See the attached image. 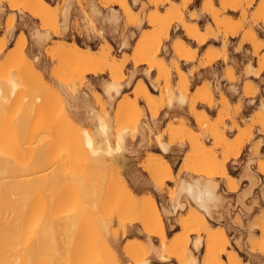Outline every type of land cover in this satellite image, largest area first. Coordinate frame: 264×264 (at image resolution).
<instances>
[{
    "label": "rangeland",
    "instance_id": "374dc122",
    "mask_svg": "<svg viewBox=\"0 0 264 264\" xmlns=\"http://www.w3.org/2000/svg\"><path fill=\"white\" fill-rule=\"evenodd\" d=\"M66 1L46 0L47 9L40 12L36 9L27 8L32 4L33 0H0V45H3L0 50V85H4L5 81L3 79L9 80L13 76L14 80L17 81V90L21 91L19 93H17L18 91L16 92L21 96L20 101H23L22 97L26 98L24 99L26 101L30 97L44 96L50 102L49 110L38 111V109H35L32 111V115L27 119L25 124L28 131L23 134V141L34 142V140L45 139L50 144V149L52 148L54 151L61 152L68 140H70L68 139L70 136L71 139L75 136L79 138L76 140L84 143V131L89 130L91 132V129L93 130L95 125V120H90V117L89 119L87 118L88 109L85 106L81 107L83 105L80 102L76 106L70 107V109L68 107L71 100L70 98L68 99L69 96L64 88L65 85H70L73 80L78 78L77 75L71 73V70L75 66L79 67V73L88 68V70L84 71V84L80 86L76 84L78 87L75 85V94L77 93L79 98H83L85 95L84 97L91 102L90 105H92L91 108H94V113L98 112L96 114L103 116L107 122L109 121L108 123L111 125L113 123L112 127L116 126L118 129H122L128 125L124 111L129 104L135 102V98L133 97H135L136 92L141 91L142 85L147 86L152 96L154 94L153 99L155 98L154 101L157 100L155 101L157 104L164 105L167 95L178 93L180 81L185 79L188 83L186 98L187 100L196 101L194 115L188 114L187 105L184 107L185 111L177 114L175 117H171V119L164 118V111L162 109L159 110L157 114V119L159 120L155 126L150 125L149 140L145 144V147L143 146L135 150L131 149V147H126L125 151H119L117 155H119L121 161L125 159L124 162L126 164L122 165L121 162V165L119 163L115 165L112 162L111 164L115 166H108V169L103 170L104 173L101 172L100 182L105 187L108 183L113 187L128 186L139 199L152 198L159 208L161 207V210L167 209L171 212L172 197H175L174 192L177 187L176 183L178 184L181 178L190 179L191 173L189 172V168L192 165L191 163L197 164L196 162H199V158L203 160V158L207 159V157L210 158L212 156L216 157V160L219 162L225 158L224 146L222 147L217 144L209 132L216 125L220 131L223 130L225 132L224 135L228 141V145L231 144L233 146L235 144L234 146H236L241 139L244 142L239 157L234 158L233 155H229L226 166L229 178L218 180L220 185L218 186L219 193L223 194V206L218 211L220 214L223 213L222 217L218 216V214L215 215L216 217H220L219 219L214 217L215 219L209 221V224L210 222L212 223L210 224L212 226H210V230L217 231L219 229L218 231L222 230L225 233L227 240L229 239L228 249L229 251H237L241 259L240 264H264L263 253L260 256L259 251L253 255L248 252L249 239L253 240L254 236L259 241V237L264 235L258 229L259 221H262L263 218L261 217L264 212V195L262 194L264 193V175L257 172L258 167L264 165V134L259 126L251 124L256 118L254 116L263 112L259 108V105L261 103L264 105V0H213L216 12V24L211 15L201 12L202 0H193L183 10V25L187 27L193 26L195 21L191 20V18L199 15L196 23L204 34L207 33L208 27L214 32L219 33V39H216L215 42L209 41L204 45H198L197 42L187 39L184 32L179 30L177 26L179 25V21L172 16L171 10L174 4L178 6L180 0H127L129 18L132 19V23L123 10H119V6L113 3V0ZM68 2L70 3L68 22L66 30H63L61 16ZM9 6L14 9L9 11ZM179 6L181 7V4ZM92 7L93 9L95 7L98 14L92 10ZM111 9L118 10V17H121L116 22H109V25L107 20L104 21L105 18L103 16H106L109 12L108 10ZM88 20L89 22H87ZM163 20L164 22L167 21L168 25L170 24V35L167 39L162 40L160 52L155 61L157 63L162 62L161 64L164 66L159 65L163 66L162 69L165 72L167 70L164 67L168 69L169 81H166V76H163L165 73H162V69L154 68L147 77L145 76L146 73H144L147 64L138 65L141 62H145L143 57L151 40L150 38L155 35L162 24L167 25L162 23ZM34 30L49 31L48 33L50 34L49 39L44 41V44L42 43L40 51L30 35ZM53 30H56L57 33L54 34ZM251 33L255 34V44H252L249 40ZM175 34L178 36V39ZM123 39H128V45L122 48L121 43ZM179 40H182L185 44V51L181 56L173 50ZM73 43L79 49H83L82 51L80 50L81 53L85 54L89 52L99 62L96 61V63L93 62L95 64L84 67L81 66L82 63L80 65L73 63L70 59L71 52L69 53V51L73 50ZM59 47L66 49L65 55L63 54L64 56L62 55L63 57L61 58L58 56L51 57ZM106 47L110 48L111 55L114 58L116 57L115 59L112 57L114 65H116L115 67L121 68L123 66L122 70L124 74L127 73L126 76L133 65H137V69L141 72L136 73L132 77V80L129 82L130 84H127V80H124L122 90L112 100L107 98L103 92L104 82L107 83L111 80L110 69L107 64L103 65V62L99 60L100 58L98 59L100 51L106 49ZM21 57H24L28 63L30 62L37 72L35 71L34 74L24 73L23 67L19 71L17 68H19V64L21 65L19 62L21 61ZM34 58L37 60L34 61ZM209 58L212 59L211 64L202 67V64L207 59L210 60ZM175 64L178 65L180 74L176 72ZM33 75L35 76L33 77ZM38 75L44 78L42 80L47 84L48 89L42 87L44 84L39 82V78L36 77ZM7 80L5 86L7 84L6 88L9 89L10 86ZM230 86H236L237 91L230 90ZM206 87H209L211 90L215 102V107L210 110L200 104V94ZM17 94L11 95L12 101L8 109L11 111L12 118L24 114V110L19 108ZM222 100H226L227 105L222 104ZM160 101L162 102L161 104L159 103ZM136 103L141 120L143 119L142 121L148 122L151 114L146 110L142 98H138ZM35 115L38 116L34 117ZM205 117L206 120L204 119ZM199 120L204 121L200 126L198 125ZM231 125L234 127L230 129L228 126ZM68 126L74 127L79 131L80 135L78 132L74 135L70 134V130L67 129ZM248 126H250V130ZM29 130L32 131L30 134H28ZM66 130L69 131L67 132L68 135ZM248 133L250 136L247 135ZM155 138L161 139L173 149L164 159V162L171 166L172 181H166L161 190L155 189L151 181V175L147 169V165L151 159L162 157V152L157 147ZM192 138L198 144L200 143V145L204 141L202 146L195 144L194 146ZM229 148L231 147L229 146ZM131 151L132 153H130ZM249 159L252 160L251 172H253L256 184L253 188L248 187L250 185L248 181H243L244 179L241 177L245 163ZM50 160L51 162H48L52 163V167L46 165V162L39 164L41 162L39 161L37 162V166L35 163L33 170H30V172H33L32 177L35 179L36 186L50 181L51 176L55 173L63 174L62 179L68 177L69 184L73 183L70 179L73 175L77 180L83 181V165L81 161L75 163L73 168H69L68 165L71 160L62 159L59 162L55 161L56 163L54 159ZM25 163L27 164L28 162ZM23 164L24 169L25 165ZM23 169L21 168V170ZM71 170L75 172L72 174ZM59 181H57V184L53 188L60 184L58 183ZM228 181L235 186L233 192L228 188ZM246 190L249 191V194L244 196L246 198H243V192L244 194L247 193ZM238 196L242 197L243 206L238 202ZM66 197L64 200L66 202L56 201L58 203L54 209V213L59 219L67 216L70 217L72 213L74 214L72 207L74 201L77 199V195L68 194ZM182 198L184 199L185 196L181 197V200L184 201L185 199L183 200ZM101 202L102 208H100L99 212L101 215L98 214L104 218H108L111 223L108 234L102 233L101 237L95 238L100 253H102V258L104 257V264H111L108 259L112 252L114 253L112 255L116 256H114V261H117L116 263L113 262L114 264H136L144 260L150 264H180L173 257L159 259L150 251L149 243L142 232L140 216L137 213L125 212V214L119 216L116 213L112 198L104 196ZM70 205H72V209H68ZM187 211L189 209L185 211L179 210V212H175L174 214H162L168 243L177 236L184 237V235H188V239L196 236L195 234H193L195 236L191 235L190 231V234L187 233V230V232H184L179 225V219L185 218L188 215L185 213ZM165 217L169 218L166 219ZM82 223L77 222V226L71 228L66 233L64 229L59 227L53 234L55 235L54 238H49L50 242L47 240L44 244V247L48 250L45 254L51 257L53 261L55 259L59 260L61 264H75L77 261L75 257L74 259L73 256L71 258L75 260L74 263L70 262L71 259L69 258L71 252L74 255L73 249L75 248L74 244H76L75 242L71 243V241L83 234L78 229L82 226L80 225ZM130 225L135 226V230L131 233L128 232ZM172 225L174 226L172 227ZM252 226V231H250L249 228ZM81 230H83V227ZM213 233L216 232L213 231ZM77 234L79 235L76 236ZM201 236L204 237L205 234H201ZM238 239L241 240V243H239ZM75 241L77 242V239ZM236 242L238 243L237 245ZM155 244L157 245V242ZM130 251L136 254V259H132L129 256L128 253ZM204 253L202 249L197 255L194 254L195 259H197L196 263L202 262ZM254 255H258V259L254 258ZM110 258L113 257L111 256ZM188 261L189 259H186L187 264L190 263Z\"/></svg>",
    "mask_w": 264,
    "mask_h": 264
},
{
    "label": "bare ground",
    "instance_id": "6f19581e",
    "mask_svg": "<svg viewBox=\"0 0 264 264\" xmlns=\"http://www.w3.org/2000/svg\"><path fill=\"white\" fill-rule=\"evenodd\" d=\"M71 1L72 0H70V2ZM161 1H166V0H161ZM180 1L179 4H181V7L178 4L180 8L176 5L178 7L177 8L174 4L172 6L171 11H172V16H174L175 19L179 21L178 22L179 25H177L179 30H182L184 32V35L186 36L187 39L197 42L198 45H204L209 41L215 42L216 39H219V33L214 32L210 27H208L206 34H204L200 30L199 26L196 23V21L199 18V15H195L193 18H191V20L195 21L193 26L187 27L183 25L182 23L183 10L186 9L187 6L190 3H192L193 0H180ZM113 3L118 5L119 10L121 11L123 10V12L128 18L130 17L127 0H113ZM46 7H47L46 0H33L32 4H30L27 8L36 9L40 12H43L44 10L47 9ZM69 7H70V3L68 2L62 12L61 26L63 30H66L67 27ZM200 8L202 13H207L211 15L213 21L216 24L217 22L216 12L214 10L213 0H202ZM12 9L14 8L10 6L8 7L9 11H12ZM116 9L108 10L109 11L108 14L107 15L105 14L106 16H103L105 18V19L103 18L104 21L107 20L108 24L109 22H116L121 17V16L118 17L119 16L117 14L118 10ZM92 10L95 13L98 12L95 9V7L94 9L92 7ZM129 21L131 22L132 19L129 18ZM87 22H89V20ZM166 22L167 21L164 22L163 20L162 23L167 24ZM159 24L161 25V23ZM169 28H170V24L169 25L162 24V26L155 33V35L150 38L151 40L149 41V45L146 48L143 57L145 62H141L138 64V65L147 64L146 70L145 71L143 70L144 73H146L145 76L147 77L148 75H150L151 71L154 70V68L162 69L164 66L163 64H161L162 62L157 63L155 59L159 55L162 40L167 39L170 35ZM42 31L34 30L33 32L31 31L32 33L30 34L32 39L34 40V43L36 44V47H38L39 51L40 48L42 47V43L44 41H47L50 37V34L48 33L49 31L48 32L45 31L42 32ZM53 32L54 34L57 33L56 30H53ZM176 38L178 39L177 35ZM127 40L126 39L122 40L121 43L122 48L128 45ZM249 40L251 41L252 44H255L256 43L255 34L251 33ZM2 46L3 45H0V50ZM72 47L73 50L69 51V53L71 52L70 59L76 65H80L82 63L81 66L84 67L95 64L96 61L99 62L98 60L95 59V56H93V54H90L89 52H86L85 54L81 53L80 52L81 49H79L78 46H76V44L73 43ZM173 50L179 56L183 55L184 54L183 52L185 51L184 42L182 40H179L174 46ZM66 52L67 51L64 47H59L54 51L51 57L58 56L61 58L65 55ZM112 57L113 56L110 53V48L108 47H106V49L101 50L98 55V59L100 58L99 60L103 62V65L107 64V66L110 69L109 73L111 76L110 77L111 80L107 83L104 82V84L102 82V84H103L104 94L106 95L107 98L111 100L115 98V96H117L122 90L124 80H127L126 83L130 84L129 82L132 80V77L136 73L140 72L137 69V65H133L132 69L130 68L131 70L129 74L126 76L127 73L124 74L122 70L123 66L121 68H116L115 67L116 65H114L115 64L114 59L116 57L115 58L113 57L114 59ZM36 58H34V61L37 60ZM211 61L212 59L210 60L207 59V61L202 64V67L210 65ZM19 62L21 63V65L20 64L18 65L19 67L17 68L18 70L22 69L21 67H23L24 73L34 74L35 71L37 72V70H34L35 67L33 68L30 62L28 63L24 57H21V61ZM102 62H100V64H102ZM77 67L78 66H75L71 70V73L77 75L78 78L73 80L72 83H70V85L68 84L67 86L65 85L64 88L66 89L65 92H67L69 96L68 99L70 98L71 100V102H69V106L68 105L67 106L70 109V107H74L77 105V103L80 102V104H82L83 106L81 105L79 106L81 107L85 106V108L87 107L88 109L87 118L89 119L90 117V120H95L94 121L95 125L93 127V130L91 129V132H89V130L84 131V139H83L84 143H82L79 140H76L79 138H76L75 136H73L72 139L70 138L71 136L68 137V139H70L71 141L68 140V142L69 141L70 142L69 143L67 142L66 146L62 149V152L54 151L52 150V148L50 149V144L45 139L34 140V142L23 141L24 138L23 134L28 131L25 124L27 119L32 115L33 113L32 111L35 109H38V111L49 110L50 102L44 96L30 97L29 100L26 101H24V99L26 98L22 97L23 101H20L21 96L20 94L17 93L21 91L17 90V81L14 80L13 76H12L13 78L10 77L11 79L9 80L6 79L10 86L9 89L6 88L7 84L5 86L6 80L4 79H3V81H5L4 85H0V107H1L0 108V264H61L59 260H56L54 258L55 261H53L51 257H48V255L45 254L46 251L48 250H46L47 248L44 247V244L46 243L47 240L49 241V238L50 239H52V237L54 238L55 235L53 234L54 232L57 231L59 227L61 229H64L66 233L69 232L71 228L76 227L77 222L80 223L83 222L82 224H80L82 226L78 228L83 234L76 235V236L79 235L78 236L79 240L78 238H74L75 240L77 239V242L75 240L71 241V243L75 242L76 244H74L75 245L74 249L70 248L74 250V251L72 250L74 252V255H72L71 252V256L69 258L71 259L73 256L74 259L75 257V259L77 260L75 264H104L105 263V260L103 259L104 257L102 258V253H100V250L98 248L99 246H97L95 239L96 237L97 238L101 237L102 233L108 234L111 228L110 220L108 218H104L103 216H100L101 214L99 213L100 208H102L101 200L104 196L106 198L109 197L112 198L117 215L122 216L123 214H125V212H130V213H137L140 216L142 232L145 234L146 239L149 243V248L151 249L150 251H152V253L155 256H157L159 259H164L165 257H173L180 264H187L186 259L187 260L189 259L190 261L189 264H198L196 263L197 259H195L194 254L197 255L203 249V252L205 253L203 259L201 260L202 262L199 264H240L241 259L238 256L237 251L236 252L231 250L229 251L228 249L229 239L227 240L225 233L222 230L218 231L219 229L217 231L210 230L211 229L210 224L212 223L210 222L209 224V221L215 218L219 219L220 217H216L215 216L216 214L222 217L223 212L220 214L218 209L222 208L223 206V197H222L223 194L221 195L220 194L221 192L219 193L218 186L220 185L218 180L229 178V173L226 168L229 155H233L234 158L240 156L241 150L243 148V142H244L243 139H241L242 141L240 140L241 142L239 141L240 143L238 142L236 146H234L235 144L233 145V143H232L233 146H231V144L228 145V141L226 140V137L224 135L225 132H223V130L220 131L216 125H215L216 127L214 126L210 129L209 132L211 137L215 140L217 144L221 145L222 147L224 146L223 149L225 152L224 154L226 155V153H228V155L226 156L224 155L225 158L221 162L217 161L216 157L212 156L210 158L207 157V159L203 158V160L199 158V162L197 161L198 160L197 159L196 160L197 162L196 161L195 162L198 165L195 163H191L192 165H190L191 166L189 168L190 170L188 169L189 172L191 173L190 174L191 176L189 177L190 179L186 180L181 178L182 180L180 179L178 184L176 183L177 185L176 190L175 192L173 191L175 193V197H172L173 201L171 200L173 202L171 205V212L170 210L167 209L161 210L160 209L161 207L159 208L158 204L154 202L152 198L139 199V197H136L135 196L136 194H134V192L128 186L123 185V186L113 187L111 186V184L108 183V185L106 184L107 185L106 187L103 184L104 186L103 187L102 183L100 182V176L102 175L101 172H103V170H105L106 168L108 169L109 168L108 166H111L112 162H114L115 165L116 163L120 164L121 162L122 165L126 164L124 162L125 159L124 161L123 160L121 161L119 155H117L119 151L121 150L125 151L126 147H131V149L135 150L143 146L145 147V144L148 143L149 132L151 130L150 125L152 124V126H155V124L158 122L159 119H157V114L159 110L162 109L164 111L163 112L164 118L171 119V117H175L177 114H180L181 112L185 111L184 107L185 105H187L188 114L193 116L196 107V101L187 100L186 91L188 90V83L185 81V79L180 81V86L178 87L177 90L178 93H176L175 95H167L166 101L164 103L165 105L164 108H163L164 105L161 104L162 103L161 101L159 102L161 105L155 102L157 100L154 101L155 99V98L153 99L154 94L153 96L151 95L147 86L142 85L141 91L138 93L135 91L136 94L135 95L133 94L135 96L133 97L135 98L134 100L135 102H133V104H129L124 111V115L126 117L128 125L126 127H123L122 129H118V127L116 126L112 127L113 123L112 125L108 123L109 121L107 122L103 116H101L100 114H96L98 112L95 111L96 113H94L93 111L94 108H91L92 106L90 105L91 102L86 97H84L85 95L83 96V98L80 97L81 98L80 99L79 95L77 93L75 94L76 86L78 84L79 86L84 84L83 81L84 71L88 70V68H86L84 71H81L79 73L78 70L79 67L78 68ZM174 67L176 69V72L180 74L178 65L175 64ZM164 69L167 71L165 72L162 69L163 70L162 73H165L163 74V76L164 77L166 76L167 79L166 81H169L168 69H166L165 67ZM34 76L35 75H33V77ZM36 77L39 78V82H42V84H44L42 87H45L47 89L49 88L47 84L43 82L42 80L44 79L43 77H41L40 75ZM38 78L36 79L38 80ZM230 90L236 92L237 88L236 86H230ZM232 91L230 92L232 93ZM12 94L13 96L17 94L19 100V104H18L19 108L24 110V114L15 118H12V115L10 114L11 111L8 110L12 101L11 98ZM85 94L87 95V93ZM138 98H142L146 110L151 114L150 119H148V122L142 121L143 119L141 120L140 118L141 115L136 106L137 104L136 102ZM221 102L222 104L227 105L226 100H222ZM200 104L209 110L215 107L213 94L209 89V87H206L202 90L200 94ZM259 106H260L259 108H261L263 112L254 116L256 117L255 118L256 120L254 119L253 122L254 121L255 122L254 123L252 122L251 124H255L259 126L260 130L263 131L264 134V105L261 103V105ZM37 116L38 115H35L34 117ZM204 119L206 120V117ZM202 123H204V121H200V120L198 121L199 126ZM232 124L234 125V123ZM228 127H230L231 129L234 126L231 125ZM248 127L250 130V126ZM67 129L70 130V132L66 130V133L69 132L72 135L77 134V132L79 133V131H77L74 127L68 126ZM31 132L32 131L29 130L28 134H30ZM247 135H249V133ZM191 140L193 142L194 139L192 138ZM155 142L157 144V147L162 152V157L158 159H151L149 161L150 163L147 165V169L149 170V173L151 175V181L153 186L155 187V189L161 190L162 186L166 181H172L171 166L169 164H166V162H164V159L165 157H167L166 155L169 154V152H171L173 149L169 144L163 142L161 139L155 138ZM195 142L196 140H194V143L192 144L198 146L200 145V143L198 144L197 142L196 143ZM202 143L200 146H202ZM229 146L231 148H229ZM130 153H132V151ZM50 159H54V162L55 161L59 162L62 159L71 160V162L68 165L69 168H73L75 163L81 161V164L83 165V169H82L83 181H79V179L77 180L73 175L70 177L73 183L69 184L68 177H64L62 179L63 174L55 173L51 176L50 181L44 182L42 185L36 186L35 179L32 177L33 172L32 171L30 172V170H33V168L35 167L34 166L35 163L37 166L38 164L37 162L39 161H41L39 162V164L40 163L43 164L46 162L45 163L46 165L52 167L53 165L52 163H50L51 162ZM23 161L28 163L26 164ZM251 163H252L251 159H249L245 163L243 175H241V177L244 179L243 181H248V183L250 184L248 187L253 188L254 185L256 184L254 182V175L252 174L253 172H251V165H252ZM22 164L25 165L24 169ZM114 164L112 165V167L115 166ZM21 168L23 170H21ZM71 172L73 174L75 171L71 170ZM257 172L264 175V165H260L257 169ZM57 181H59L58 183L60 184L57 185L55 188H53V186L57 184ZM230 183L231 182L228 181V188L230 191L233 192L235 186L233 183L231 184ZM248 190H246L247 193L245 194L243 192V198H246L244 196L249 194ZM68 194L77 195V199L75 198L76 200L74 201L72 207L74 214L70 212L72 213L70 217L67 216L63 219H59L54 213V209L57 207V203L59 201L66 202L64 200L65 197L68 196ZM262 194L264 195V193ZM184 196H185L184 198L185 200L182 198L184 200L182 201L181 197ZM237 199L240 205L243 206L242 197H239ZM56 201L58 202L56 203ZM38 203L40 206L38 205ZM71 206L72 205H70L68 209L71 208ZM186 209H189V211L185 212L188 215H186V217L183 219L182 218L179 219L178 221L180 222L179 225L182 227L184 232L188 231L187 233H189L190 231L191 235L195 234L196 236L193 235L195 237L190 239H188L187 237L188 235H184V237L177 236L174 237L170 241V243H168L167 232L165 230V224L163 221L162 214L164 215H168L169 213L174 214L175 212L176 213L179 212V210L185 211ZM261 218L263 219L262 221H259L258 229L262 233H264V212ZM173 226L174 225H172V227ZM82 227L83 230H81ZM252 228L253 226L249 228V230L252 231L251 230ZM133 230H135V226L130 225L128 232L131 233ZM213 231L216 233H213ZM201 234H205V236L202 237L203 235L201 236ZM261 236L264 238V235ZM262 237H259V241H257V239H255L254 236L252 238L253 240L249 239L250 243L248 242L249 244L248 252H250V254L252 253L253 255L255 254V252L257 254V251H259L260 256L262 255V253L264 254V239ZM239 241H240L239 243H241V240ZM156 242L157 245L155 244ZM237 244L238 243L236 242V245ZM42 249L45 252H43ZM112 253L110 254V257L112 256L113 258L109 257L108 261L109 263L114 264L117 261L116 260L114 261L115 255L113 256ZM128 254L132 259H136L135 258L136 254L133 251H130ZM254 258L258 259V255H254ZM73 259H71L72 261L70 260V262L74 263L75 260ZM136 264H150V263L144 260V261H139Z\"/></svg>",
    "mask_w": 264,
    "mask_h": 264
}]
</instances>
